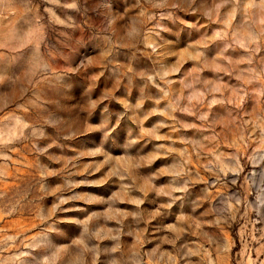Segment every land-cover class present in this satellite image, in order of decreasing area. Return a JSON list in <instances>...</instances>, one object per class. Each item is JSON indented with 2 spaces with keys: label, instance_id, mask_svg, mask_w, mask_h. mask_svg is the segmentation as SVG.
<instances>
[{
  "label": "clouds",
  "instance_id": "obj_1",
  "mask_svg": "<svg viewBox=\"0 0 264 264\" xmlns=\"http://www.w3.org/2000/svg\"><path fill=\"white\" fill-rule=\"evenodd\" d=\"M40 4L35 40L0 43L27 50L31 73L0 103L12 178L0 179V264H264V0H82L73 19L49 6L58 0ZM213 68L237 83L203 75ZM213 93L222 99L207 102ZM92 134L95 146L73 143ZM64 147L75 154H51ZM95 157L118 185L109 199L136 190L137 207L155 202L127 248L119 230L89 231L101 194L76 190L104 181L78 179L88 166L74 161ZM161 216L171 235L147 249Z\"/></svg>",
  "mask_w": 264,
  "mask_h": 264
},
{
  "label": "rangeland",
  "instance_id": "obj_2",
  "mask_svg": "<svg viewBox=\"0 0 264 264\" xmlns=\"http://www.w3.org/2000/svg\"><path fill=\"white\" fill-rule=\"evenodd\" d=\"M82 0H58L57 5H49L53 8V11L60 16L62 19H73L76 17V13L72 10L74 4H81ZM65 5L67 7H65ZM44 5L40 4V0H0V43H7L9 46L15 45L23 37L24 42L32 41L37 38V32L32 27L39 14V8ZM187 66V65H185ZM243 67V65H241ZM215 74V75H214ZM204 76L219 80L220 83L236 84L234 80H229L228 77L223 76L222 73L215 72V68L207 70L203 73ZM31 73L28 70V52L27 50L12 51L9 48H0V103L4 102L9 96H15L22 88L28 87V79ZM211 87H215L213 84ZM46 86H40L28 93L30 100L33 104L39 105L45 99ZM227 96V93H223ZM197 102L199 98L197 97ZM213 99L221 100L222 97L218 93H213L209 96L207 102H211ZM228 105L216 104L213 105L212 114L220 115L226 113ZM9 130L0 129V138L7 137ZM192 136V133L188 134ZM173 139H178L177 134H173ZM99 142V135L92 134L91 136L81 137L76 143L78 145L95 146ZM38 147L40 144L37 145ZM180 146V145H175ZM139 148V145H137ZM150 148L151 145H148ZM147 150V149H145ZM53 156L61 155H74V151L70 147H64L63 149L54 148L51 151ZM101 158H81L80 160L74 161V163L83 168L85 165L88 166V171H85L82 176L78 179H84L87 177L89 181H104L103 184H87L76 191L82 197H88L95 193L101 194L98 198L97 207L99 209L96 217L89 223V231L97 233L101 236L108 237L115 235L116 230H119L120 242L123 247L127 248L128 244L131 243L132 237L126 235L130 232H135L140 228L144 227V219L148 212L155 208V202H151V198L145 202V204L137 207L131 200L140 195L136 190L124 194L121 193L116 199H109V195H116L113 189H118V185L113 183V178L104 180L107 174V168H102L100 171L92 170L91 166L97 163ZM163 162V161H161ZM53 167H59V164L55 161H50ZM71 168V165L69 166ZM91 171V175L88 172ZM8 177L11 181L8 169L0 167V179ZM258 179V178H257ZM20 185L21 194L25 187V177L23 173L19 174V179L16 181ZM9 183H0V190L7 191ZM164 202V201H161ZM123 213H140L139 216L122 215ZM168 217H158L147 225V233L145 236L147 239L152 241L146 248L151 249L154 243H159L160 239L164 236H170V233L164 231ZM95 243V241H93ZM115 241L111 239H104L100 242L101 248L105 244L112 245ZM161 250H171V246L164 244L161 245ZM143 251V250H142ZM126 259L131 260V254ZM101 262L104 264V257H101Z\"/></svg>",
  "mask_w": 264,
  "mask_h": 264
}]
</instances>
